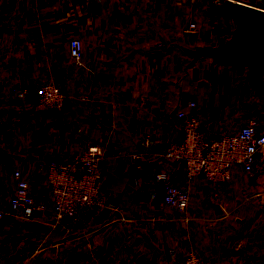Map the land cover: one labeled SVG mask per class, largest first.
<instances>
[{"label":"crops","instance_id":"0c3cea01","mask_svg":"<svg viewBox=\"0 0 264 264\" xmlns=\"http://www.w3.org/2000/svg\"><path fill=\"white\" fill-rule=\"evenodd\" d=\"M214 6L210 0H0V202L9 203L19 169L44 205L32 219L14 210L0 223V264H183L188 247L203 264H264V210L255 205L264 197V163L253 174L236 169L227 182L186 181L184 167L163 156L167 142L183 136L180 108L198 116L212 137L237 130L242 114L257 110L245 66L210 59L189 66L178 47L230 38L236 24L226 8L216 13ZM193 20L198 29L188 31ZM72 37L84 44L80 63L69 54ZM46 81L62 85V110L37 105L32 88ZM16 82L29 87L24 98L15 96ZM261 94L264 100V86ZM146 133L154 141L134 160L128 153L141 148ZM89 143L108 153L104 185L124 211H92L71 227L67 218L53 219L51 186L38 162ZM161 170L190 191L185 215L198 219L187 226L141 186ZM135 177L138 188L131 185ZM208 192L231 199V213L213 224L203 201Z\"/></svg>","mask_w":264,"mask_h":264},{"label":"built area","instance_id":"2783aa9c","mask_svg":"<svg viewBox=\"0 0 264 264\" xmlns=\"http://www.w3.org/2000/svg\"><path fill=\"white\" fill-rule=\"evenodd\" d=\"M214 4H223L227 0H210ZM198 24L190 21L188 31H196ZM69 54L73 60L80 63L84 57V44L81 38L72 37L69 40ZM16 97L24 98L30 89L22 82L13 86ZM39 107L51 110H62L66 105V94L59 82L46 81L39 84L35 90ZM189 105H196L188 100ZM181 118L183 136L181 139L169 140L163 151V156L172 164H181L185 169V177L192 180L202 176L212 182H227L233 179L236 169L247 174H253L257 165L264 163V130H258V118L253 112L242 114L237 130L212 137L202 128L200 119L195 114H188L185 109L176 111ZM154 141L151 133L144 134L139 150L129 152L134 160L142 159ZM114 154V153H113ZM108 153L100 145L89 143L69 156L42 158L38 162L40 170L51 186L50 198L53 202V219L67 218L70 226L80 223L90 212L109 208L119 212L124 211L120 201L111 202L108 190L104 185L103 160ZM16 185L13 196L8 204L0 202V223L7 220L14 210L24 219H32L43 209V203L37 201L30 193L29 184L17 169ZM155 180H145L142 185L135 177L131 185H140L146 189L152 198L162 200L179 212L182 225L187 226L196 215H185L191 203L190 191L183 185L175 183L168 170H161L154 175ZM246 199L250 197L244 191ZM205 206L210 209L212 218L208 222L227 217L231 213V199L221 192H208L204 195ZM172 256L177 257L176 250ZM183 264H203L202 257L193 248L188 247L182 254Z\"/></svg>","mask_w":264,"mask_h":264},{"label":"water","instance_id":"95a60500","mask_svg":"<svg viewBox=\"0 0 264 264\" xmlns=\"http://www.w3.org/2000/svg\"><path fill=\"white\" fill-rule=\"evenodd\" d=\"M224 8L236 24L230 38L216 45L185 48L191 57L188 65L192 66L202 56H208L215 63L246 66L249 80L258 85L261 91L264 86V7L239 0H227L214 6L212 11L222 13ZM32 90L35 91V87Z\"/></svg>","mask_w":264,"mask_h":264},{"label":"rangeland","instance_id":"374dc122","mask_svg":"<svg viewBox=\"0 0 264 264\" xmlns=\"http://www.w3.org/2000/svg\"><path fill=\"white\" fill-rule=\"evenodd\" d=\"M261 1H262L261 7H264V0H261ZM252 95H253L252 96L253 103L257 106V110H256V112H254V114L258 117L259 122L261 124V129H263L264 128V100H262V98H263L262 94L259 96L256 94V88L255 87H254V92ZM260 189H263V193L261 195L264 196L263 185L260 186ZM260 199H261V197H260ZM255 205H256V209L264 210V197H263V199L259 200L258 203H256Z\"/></svg>","mask_w":264,"mask_h":264},{"label":"trees","instance_id":"16d2710c","mask_svg":"<svg viewBox=\"0 0 264 264\" xmlns=\"http://www.w3.org/2000/svg\"><path fill=\"white\" fill-rule=\"evenodd\" d=\"M211 2V1H210ZM212 3V2H211ZM212 5H216V4H214V3H212ZM212 8L213 7H211L210 8V10L212 11ZM200 44H191L190 43V41L188 40L186 43H182V42H179V44H178V47H179V49L185 54V55H188L187 53H186V51H185V48H195V47H197V46H199ZM189 56V55H188ZM190 57V56H189ZM191 58V57H190ZM200 59H210V60H212L213 61V59L211 58V57H208V56H202ZM216 64H222V63H216ZM225 65V64H224ZM246 67V66H245ZM247 68V67H246ZM247 70H248V68H247ZM253 83V82H252ZM253 85L255 86V88H256V94L259 96V95H261V91H259V86L258 85H256V84H254L253 83ZM62 86V85H61ZM63 88V87H62ZM64 90V89H63ZM65 92V91H64ZM66 94V93H65ZM67 96V95H66ZM177 115V114H176ZM258 118V117H257ZM258 122H259V119H258ZM258 130L259 131H263L264 129H261V124H260V122H259V124H258ZM168 162H170V161H168ZM171 163V162H170ZM176 165H181V164H176ZM181 166H183V165H181ZM185 170V169H184ZM196 177H198V176H196ZM195 177V178H196ZM199 177H202V176H199ZM195 178H193L192 180H194ZM203 179H205L204 177H202ZM185 180L186 181H189V180H187L186 179V177H185ZM207 180V179H206ZM191 181V180H190ZM184 186V185H183ZM186 187V186H185ZM187 188V187H186ZM188 189V188H187ZM189 190V189H188Z\"/></svg>","mask_w":264,"mask_h":264}]
</instances>
